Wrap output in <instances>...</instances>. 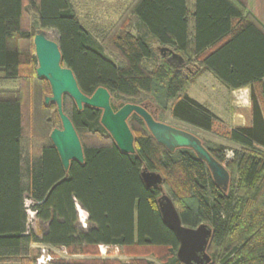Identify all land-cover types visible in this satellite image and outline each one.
<instances>
[{
  "label": "trees",
  "instance_id": "16d2710c",
  "mask_svg": "<svg viewBox=\"0 0 264 264\" xmlns=\"http://www.w3.org/2000/svg\"><path fill=\"white\" fill-rule=\"evenodd\" d=\"M29 5L40 29L57 33L62 64L73 71L84 94L91 96L103 87L113 98L151 95L155 102L138 105H146L160 122V110H171L176 120L213 131L216 117L188 96L180 97L204 71L230 91L264 79V30L234 0H196L193 43L186 0H134L103 38L111 41L124 65H116L95 46L70 0H30ZM26 13L25 0H0V77L21 81L20 91L0 92V264H30L34 244L81 254L102 245L118 247L128 256L157 253L165 264H181L176 258L177 238L159 213L161 193L145 188L143 169L163 176L164 192L184 226L205 224L213 230L207 250L211 264H264V117L257 103L251 128L223 134L246 153L235 152L234 160L226 162L225 147L213 148L202 140L230 174L227 192L214 183L208 167L192 151H168L137 116L131 117L134 125H129L136 153L123 154L101 125L102 111L90 107L79 111L68 96L64 112L80 137L85 161L71 162L66 172L50 140L53 120L60 121L56 105L44 102L51 88L45 79L37 78L36 33L27 26ZM132 18L139 19L161 47H173L185 65L169 64L147 37L134 36L129 30ZM235 20L240 22L238 29ZM230 33L233 37L215 49ZM155 53L161 62L147 69L145 63ZM26 108L31 113L33 142L25 134ZM26 200L33 202L36 218L48 224L42 238L28 230ZM78 206L88 215L86 229L80 227Z\"/></svg>",
  "mask_w": 264,
  "mask_h": 264
},
{
  "label": "water",
  "instance_id": "95a60500",
  "mask_svg": "<svg viewBox=\"0 0 264 264\" xmlns=\"http://www.w3.org/2000/svg\"><path fill=\"white\" fill-rule=\"evenodd\" d=\"M34 47L38 62L37 78L45 79L51 88V95L45 97V105H56L61 125V128L53 129L50 140L66 172L69 171L71 162L76 161L83 164L85 161L80 137L72 120L64 112V97L68 96L79 111H82L84 107L102 111L101 125L123 154L134 155L136 153L135 138L128 121L132 116H137L144 122L149 133L159 145L172 153L180 149L192 151L197 159L208 167L214 183L222 191H228L229 172L211 155L202 140L195 134L158 121L146 105L116 103L106 88H98L91 96L84 94L73 71L62 64L59 43L49 39L46 30L39 29L36 32ZM157 52L171 65H185V60L168 47L160 46ZM141 180L147 190L158 189L161 193L157 200L158 209L164 225L174 233L179 243L177 260L181 264H211L212 258L207 250L213 230L205 224L197 228L186 227L182 224L173 200L164 192V178L160 173L143 169Z\"/></svg>",
  "mask_w": 264,
  "mask_h": 264
},
{
  "label": "crops",
  "instance_id": "0c3cea01",
  "mask_svg": "<svg viewBox=\"0 0 264 264\" xmlns=\"http://www.w3.org/2000/svg\"><path fill=\"white\" fill-rule=\"evenodd\" d=\"M134 0H70L73 10L81 25L90 34L107 33L121 18L127 7ZM240 4L264 30V0H234ZM188 9V34L189 40L193 43L196 39L195 9L196 0H186ZM85 10V11H84ZM87 27H85V25ZM239 21H234L235 29L239 28ZM106 26L109 29H103ZM103 31V32H101ZM104 34V35H105ZM138 34L147 37L153 45L155 51L160 45L156 39L151 37L146 27L138 19ZM233 36L231 33L223 39V43L215 49L228 42ZM175 53L173 47H169ZM264 79L260 83H255L251 87L230 91L219 82L210 72L204 71L197 81L187 85L180 93V97L188 96L198 104L208 109L215 117L216 123L213 132L221 130L227 134L238 128H251L254 122V101L259 106L264 117V98L262 86ZM218 127V128H217ZM78 206V212H80ZM86 213V212H85ZM87 215V213H86ZM88 218V215H87Z\"/></svg>",
  "mask_w": 264,
  "mask_h": 264
},
{
  "label": "rangeland",
  "instance_id": "374dc122",
  "mask_svg": "<svg viewBox=\"0 0 264 264\" xmlns=\"http://www.w3.org/2000/svg\"><path fill=\"white\" fill-rule=\"evenodd\" d=\"M29 2H30V0H25L26 10H27V13L25 15V22L27 23L29 30L35 34L40 29V26L38 24L37 14H36L35 10H33V8L29 5ZM84 25H85V23H84ZM85 27H87V25H85ZM102 27L103 28H101V30L109 29L106 26H102ZM129 30L134 36L138 35V19L137 18L130 19ZM103 31H101V32H103ZM47 34H48L49 39L56 41V42L59 41V37L55 31L48 30ZM104 34L105 33H102V35L101 34L92 35V40H93L95 46L98 48H101L104 55L109 60L114 62L116 65H122V64L124 65L123 59L112 48L111 41H104L103 40ZM160 62L161 61H160L159 55L157 53H155V56L153 57V59L150 61H147L145 63V67L147 69H151L154 65H159ZM187 68L190 69V71L195 72L194 69L192 70L190 65H188ZM186 70L187 69L184 68V71H186ZM20 89H21V81L20 80L7 81V80L3 79L2 77H0V92H18V91H20ZM50 94H48V96ZM113 96L115 98L116 103L125 102V103H133V104L138 105V104L144 103L146 101L155 102L154 97L151 95H147V94H142L139 98H136V99L122 98V97H119L116 95H113ZM173 103L174 102L169 103V106ZM24 116H25V118H24L25 134L28 135L29 141L33 142L31 137H30V134H31V113H30L28 108L25 109ZM158 116L161 119V121H163L166 124H169V125L174 126L176 128H179V129H182V130H185V131H188V132L195 134L198 138L203 140L208 146H211L213 148L217 147V146L225 147L226 148V151H225L226 162L234 160L235 152H238L241 155L247 152L244 148H242V147H240V146H238L232 142H229L223 136L224 133L220 129L219 130L215 129L214 132L213 131L212 132H204V131L199 130L197 128H194L188 124H185L179 120H176L172 116L171 110H168L165 112L160 110V114ZM131 120H132V118L129 120V125L133 126L134 124L132 123ZM52 126H53V128H61L60 123L57 122V120H55V119L52 122ZM106 136H108V135L104 134V137H106ZM81 139L83 142H85V143L87 142L85 137H82ZM166 193L168 194L167 191H166ZM32 206H33V202H31L30 200L25 201V207L27 208V216H28V219H27L28 230H30V232H33L34 234H36L39 238H42L43 235L45 234L46 230L48 229V224L43 223L36 218V213L32 210ZM79 209H80V212H78V216H79L80 227L83 229H86L87 223L84 222V218H87V215L82 208H79ZM102 250H103V252H101L99 250V247H97L96 250L92 251L91 253L89 252L88 254H81L80 252L78 253L77 251H73V250H61V249L55 250V249H52V248L47 247V246L42 245V244H34L32 246V254H31V257L29 259V263L30 264H39L38 261L40 260L41 261L40 264H56L57 262L77 264V263H86V262H92V261H101V262L111 261V262H118L121 264H128L131 261L145 260L148 262H153L155 264H165L163 262V259H161L162 257L158 256L157 253H151L149 255L138 254L137 255L138 257L137 256L132 257L130 255L129 256L126 255L122 248L107 247V249H106V247L103 246ZM50 258L52 261H50Z\"/></svg>",
  "mask_w": 264,
  "mask_h": 264
},
{
  "label": "built area",
  "instance_id": "2783aa9c",
  "mask_svg": "<svg viewBox=\"0 0 264 264\" xmlns=\"http://www.w3.org/2000/svg\"><path fill=\"white\" fill-rule=\"evenodd\" d=\"M87 219H88V218H84V222L87 223ZM47 247H48V246H47ZM98 247H99V250H100L101 252H103V250H102L103 246H98ZM105 247H106V249H107L108 246H105ZM50 248H51V247H50ZM116 248H118V247H116ZM52 249L58 250V249H56V248H52ZM61 250H66V249H63V248H62ZM50 261H52L51 258H50ZM38 262H39V264H40L41 261L39 260Z\"/></svg>",
  "mask_w": 264,
  "mask_h": 264
},
{
  "label": "bare ground",
  "instance_id": "6f19581e",
  "mask_svg": "<svg viewBox=\"0 0 264 264\" xmlns=\"http://www.w3.org/2000/svg\"><path fill=\"white\" fill-rule=\"evenodd\" d=\"M83 211V210H82Z\"/></svg>",
  "mask_w": 264,
  "mask_h": 264
}]
</instances>
